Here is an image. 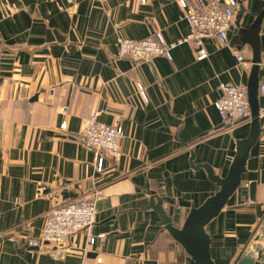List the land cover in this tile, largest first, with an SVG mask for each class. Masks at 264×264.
<instances>
[{"label":"crops","instance_id":"0c3cea01","mask_svg":"<svg viewBox=\"0 0 264 264\" xmlns=\"http://www.w3.org/2000/svg\"><path fill=\"white\" fill-rule=\"evenodd\" d=\"M245 7L249 27L264 0H245ZM156 33L167 43L190 33L178 0H0V264L185 262L151 200L163 201L182 227L190 210L217 192L194 165L226 177L237 142L249 136L251 123L227 129L215 102L221 84L247 85L251 67L237 56L250 61L253 54L249 46L206 39L202 61L191 43L174 48L171 61L155 57L154 65L117 57L119 39ZM260 36L264 64V23ZM260 102L261 135L244 189L208 226L216 264H235L260 231L264 242V97ZM94 116L124 130L119 157L106 158L102 169L81 138ZM96 192L103 196L95 246L87 247L83 233L71 237L73 254L63 259L29 246L56 205Z\"/></svg>","mask_w":264,"mask_h":264},{"label":"built area","instance_id":"2783aa9c","mask_svg":"<svg viewBox=\"0 0 264 264\" xmlns=\"http://www.w3.org/2000/svg\"><path fill=\"white\" fill-rule=\"evenodd\" d=\"M141 2L146 4L148 0ZM178 3L190 26V33L185 38L176 43H167L161 33L140 41L121 38L117 43V57L137 65H154L155 57L164 56L171 61L174 48L191 43L197 47V59L202 61L208 57L203 48L204 40L215 39L221 45H229L228 35L235 21L238 0H178ZM237 59L242 66L252 67L244 55H238ZM137 89L143 93L144 85L138 83ZM260 96L264 97V64L260 71ZM215 107L229 130L252 121L245 84H221L220 97L215 102ZM123 136L124 130L120 125L102 124L95 116L85 122L81 131L83 145L94 153L99 169L103 168L106 158L119 157ZM102 196V192H96L92 199H78L56 205L48 214L40 236L30 240L29 246L45 248L55 259L72 256L74 248L71 237L77 233L86 236L88 248L95 246L97 202ZM87 254L88 250L85 249L82 256L86 257ZM97 261L102 263V259Z\"/></svg>","mask_w":264,"mask_h":264},{"label":"water","instance_id":"95a60500","mask_svg":"<svg viewBox=\"0 0 264 264\" xmlns=\"http://www.w3.org/2000/svg\"><path fill=\"white\" fill-rule=\"evenodd\" d=\"M248 15L245 0H238L235 21L229 31V41L233 46H249L253 58L250 60L252 67L247 83L248 100L251 110V128L247 138L237 142V151L226 177L215 174L208 164L194 165L195 169L206 171L211 182L216 184L217 192L208 198L201 206L192 208L182 227L174 223L163 209V201L154 196L151 207L158 213L161 226L171 234L187 254L182 264H216L212 257V240L208 234V226L220 216L228 207L230 201L241 191L243 175L251 150L257 144L261 135V102H260V71L262 64L261 31L264 23V9L249 27H243V21ZM249 201L256 200L257 186L251 183L248 186ZM253 206V205H252ZM246 206H238L243 209ZM262 231L253 238L248 247L238 256L235 264H264V242Z\"/></svg>","mask_w":264,"mask_h":264}]
</instances>
